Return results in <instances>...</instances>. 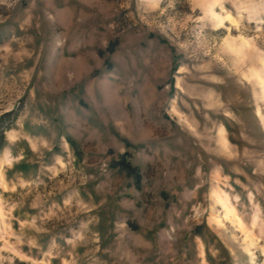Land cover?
Returning <instances> with one entry per match:
<instances>
[{"label":"rangeland","instance_id":"374dc122","mask_svg":"<svg viewBox=\"0 0 264 264\" xmlns=\"http://www.w3.org/2000/svg\"><path fill=\"white\" fill-rule=\"evenodd\" d=\"M0 264H264V0H0Z\"/></svg>","mask_w":264,"mask_h":264},{"label":"trees","instance_id":"16d2710c","mask_svg":"<svg viewBox=\"0 0 264 264\" xmlns=\"http://www.w3.org/2000/svg\"><path fill=\"white\" fill-rule=\"evenodd\" d=\"M2 137H3V133L2 131H0V139H2Z\"/></svg>","mask_w":264,"mask_h":264}]
</instances>
